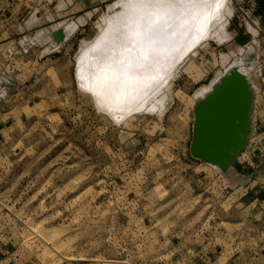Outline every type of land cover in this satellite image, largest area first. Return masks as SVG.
<instances>
[{
    "label": "rangeland",
    "instance_id": "374dc122",
    "mask_svg": "<svg viewBox=\"0 0 264 264\" xmlns=\"http://www.w3.org/2000/svg\"><path fill=\"white\" fill-rule=\"evenodd\" d=\"M121 1L0 0V264H245L261 237L254 211L239 204L242 184L231 186L189 154L193 98L210 88L220 57L240 59L242 46L231 40L238 20L229 23L234 1L225 41L205 39L191 56L175 60L170 52L179 44L172 40L164 63L153 57L134 75L126 67L135 51L125 57L123 45L141 9L158 8L154 0L124 9L109 58L79 59L108 17L122 11ZM66 8L74 9L64 16ZM177 12L187 27L184 39L191 38L188 15ZM82 24L84 32H77ZM58 28L69 44L65 59L52 38L43 43ZM6 30L10 39L3 41ZM256 49L258 71L264 45ZM185 58L164 98L143 110ZM118 67L123 72L112 73ZM256 71L250 81L258 120L264 83ZM158 73L161 81H154ZM146 78L154 82L145 89ZM121 81L117 97L110 91ZM99 84L111 93L105 104L95 97ZM256 125L234 169L241 162L250 173L264 168V121Z\"/></svg>",
    "mask_w": 264,
    "mask_h": 264
},
{
    "label": "bare ground",
    "instance_id": "6f19581e",
    "mask_svg": "<svg viewBox=\"0 0 264 264\" xmlns=\"http://www.w3.org/2000/svg\"><path fill=\"white\" fill-rule=\"evenodd\" d=\"M137 1L138 0H122L119 3L122 11L116 12L115 14L108 17L105 26L100 27L99 36L94 40V42L81 48L79 52V59L85 55V59L88 55L97 56L98 59H104L105 57L109 58V56L112 54V49L114 46H117L115 35L117 34V31H119L122 21L124 20L123 11L129 5H134L137 3ZM154 1L155 4L158 5V8L156 10H152L146 6L147 8L143 7L141 9L142 19L139 24L133 26L131 35L132 38L126 41L123 45V52L121 54H124L125 57L131 56V50L135 51V54L131 56L130 65L126 67V71H128L130 75L137 74L140 71L145 72L146 68L144 64L153 59V57H156L160 63L161 61L164 63V60H166V57L170 52V50L167 48V45L172 40L177 39L179 44V46L173 50V52H170V54H173V59L175 60L184 58V55H186L188 52L189 54L186 56V58L191 56V54L196 51V45L205 39H212L219 43L225 41V28L228 23L227 18H229L232 13L230 8V0H176V2L167 6L160 5L157 3V0ZM161 7H165L166 12H161L158 14L157 10ZM177 7H179V9H183V11L188 15V20L190 21L189 26H192L194 32L191 38L184 39L186 37L184 31L187 27L184 25V22L176 21L175 18L179 16L177 12L179 9L177 10ZM178 35L180 36L179 39ZM256 47L257 44L254 42L246 49H240L238 52L240 59L238 61L233 62L232 60L236 55H231V57H220L222 66L221 71L216 73L217 77L205 93L193 98V107L196 101L204 98L211 91L214 84L217 83L229 70L237 69L240 73L245 74L246 76H249L250 72H255L257 70L256 63L254 61V51L256 50ZM186 58L183 62L180 61L176 66L173 67V73L170 75L169 79H166V81L162 83V87L158 88L159 91L155 93L153 92V95L146 102V106L144 107L145 109L143 110H146L151 102L156 103L164 98V89L167 90L170 87V82L173 79L177 68L185 62ZM160 66L162 67V65ZM116 72H123V68L118 67L112 71V73ZM79 75L80 76L78 77L81 78L80 72ZM157 76L158 78H154V81H161V74L158 73ZM97 81L101 82L102 80L97 79L96 82ZM154 81H151L150 78H146L142 82V86L146 89L151 86V82ZM124 86V82L121 81L115 86L114 90L110 92L116 94L117 97H119L121 94H123ZM251 86L254 88L253 84H251ZM82 89L89 91L90 85H83ZM110 94L111 93L104 91V85L99 84V93L95 97L100 102V104H105ZM117 103L118 100L115 101V104ZM109 111L112 112L111 110ZM127 113L128 112L125 110L122 111V116L125 117ZM206 166L219 171L224 176L223 178H225L226 182L231 186H235L240 180V177L232 166L229 167L226 173H223L216 166Z\"/></svg>",
    "mask_w": 264,
    "mask_h": 264
},
{
    "label": "water",
    "instance_id": "95a60500",
    "mask_svg": "<svg viewBox=\"0 0 264 264\" xmlns=\"http://www.w3.org/2000/svg\"><path fill=\"white\" fill-rule=\"evenodd\" d=\"M50 36L60 46L67 40L61 28L52 31ZM254 96L245 74L237 69L226 72L211 91L194 104L190 156L226 173L246 149Z\"/></svg>",
    "mask_w": 264,
    "mask_h": 264
},
{
    "label": "crops",
    "instance_id": "0c3cea01",
    "mask_svg": "<svg viewBox=\"0 0 264 264\" xmlns=\"http://www.w3.org/2000/svg\"><path fill=\"white\" fill-rule=\"evenodd\" d=\"M233 1H234V6L237 7L240 5H245L248 0H233ZM255 4H256L257 15H261L262 20L264 21V0H256ZM73 9L74 8H66L65 10H63L64 16L71 14L72 13L71 10L73 11ZM46 13H49V11L47 10ZM82 27H83V24L78 25V28L76 31L84 32L85 29L80 30V28ZM7 32L8 31L6 30L7 37L3 38V41L10 39L9 34H7ZM51 33L52 31H50V35ZM232 36H234V34ZM50 38L51 36H48V38L43 43H47V46H48ZM11 42L12 41L8 43H11ZM59 50L64 51V57H62V59H65V56H67V54L69 53L68 42L66 41L63 45H61ZM234 170L240 177V180L238 183L242 184L244 188L243 189L244 195H243V198L240 199L239 204L242 208H250V210L254 211L255 213L254 222L256 223L255 224L256 231L259 233V237H261V239L259 240L260 246L255 251V257L253 258V260H250L245 264H264V168L262 167L259 169V171H253L252 173H250L248 171V166L246 163L245 166L243 165L238 166V168ZM258 172H260L261 174L260 179H258V177H255V174Z\"/></svg>",
    "mask_w": 264,
    "mask_h": 264
},
{
    "label": "built area",
    "instance_id": "2783aa9c",
    "mask_svg": "<svg viewBox=\"0 0 264 264\" xmlns=\"http://www.w3.org/2000/svg\"><path fill=\"white\" fill-rule=\"evenodd\" d=\"M255 1L256 0H248L245 5L237 6V7H235V9L233 8L234 11L232 13L231 18L229 19V23H230V21L233 18H236L238 20V22L236 24L237 29L238 30L242 29L244 34L249 37L248 42L242 46V49L245 48L248 44L254 43V41L257 43V47H259L260 44L264 45V21L262 20L261 15H257ZM237 29L233 30L231 35L234 34V36L231 37V40L232 39L234 40L236 38ZM251 31L255 32V36ZM256 39H258V40H256ZM238 46H240V45H238ZM261 56L262 55L260 53L257 54V60H258V62H260V64L258 63V71H257L258 75H257V77L260 78L262 80V82L264 83V67L261 66L262 61H263V60H260ZM247 78H248L249 82L252 83L250 81V73H249V76H247ZM255 117H256V112L254 110L253 111V120H252L253 133L256 132V130H257L256 122L259 121V124L262 125V122L264 121V117L262 115L258 116V120H256ZM259 127H261V126H259ZM262 134L264 135V132H261V135ZM254 139L249 137L246 150H248L250 148L251 142ZM255 150H252L253 153L256 152ZM258 152H260V151H258ZM261 153H262V150L259 154H261ZM243 155H244V153H242L240 155V158ZM251 157H253V155ZM240 165L245 166L246 162H241Z\"/></svg>",
    "mask_w": 264,
    "mask_h": 264
},
{
    "label": "trees",
    "instance_id": "16d2710c",
    "mask_svg": "<svg viewBox=\"0 0 264 264\" xmlns=\"http://www.w3.org/2000/svg\"><path fill=\"white\" fill-rule=\"evenodd\" d=\"M236 29H237V26L234 25V23H232V25H231V31L232 30H236ZM237 33L238 34H237L236 38L234 39V41L236 42V44H238L240 46L245 45L248 42L249 37L244 34V32H243L242 29H240V30L237 29Z\"/></svg>",
    "mask_w": 264,
    "mask_h": 264
},
{
    "label": "snow or ice",
    "instance_id": "6c2138e0",
    "mask_svg": "<svg viewBox=\"0 0 264 264\" xmlns=\"http://www.w3.org/2000/svg\"><path fill=\"white\" fill-rule=\"evenodd\" d=\"M176 2V0H157V3H159L162 6H167L170 5L172 3ZM126 6V4H125ZM158 14L161 12H166V8L165 7H161L160 9L157 10Z\"/></svg>",
    "mask_w": 264,
    "mask_h": 264
}]
</instances>
